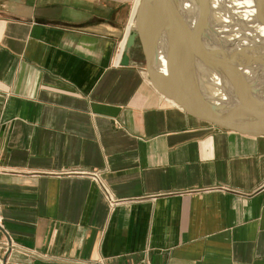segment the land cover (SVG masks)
<instances>
[{
  "label": "crops",
  "instance_id": "crops-1",
  "mask_svg": "<svg viewBox=\"0 0 264 264\" xmlns=\"http://www.w3.org/2000/svg\"><path fill=\"white\" fill-rule=\"evenodd\" d=\"M132 15L0 0V264H264V136L163 96L138 45L121 65Z\"/></svg>",
  "mask_w": 264,
  "mask_h": 264
},
{
  "label": "water",
  "instance_id": "water-1",
  "mask_svg": "<svg viewBox=\"0 0 264 264\" xmlns=\"http://www.w3.org/2000/svg\"><path fill=\"white\" fill-rule=\"evenodd\" d=\"M172 7H176L174 14ZM185 18L189 20L181 0H140L119 63L129 64L128 50L138 41L147 75L163 96L219 128L264 136V81L251 79L244 71L257 73L258 66L264 64V48L259 45L247 53H225L209 44L200 17L195 19L193 32L177 41L170 32L187 31ZM216 75L223 81L228 98L224 102L204 97L195 81L197 76Z\"/></svg>",
  "mask_w": 264,
  "mask_h": 264
},
{
  "label": "bare ground",
  "instance_id": "bare-ground-1",
  "mask_svg": "<svg viewBox=\"0 0 264 264\" xmlns=\"http://www.w3.org/2000/svg\"><path fill=\"white\" fill-rule=\"evenodd\" d=\"M139 2L134 1L132 24L129 23L127 34L134 25V15ZM181 5L187 11L189 20L185 18L184 26L187 31L176 32L180 30L174 29L170 32L175 40L182 41L188 31L193 32L197 26L195 19L200 17L201 23L207 27L205 32L206 37L209 36V44L219 47L225 53H247L259 49V45L264 48V0H181ZM175 9L176 7L172 9L173 14ZM127 34L123 40V48ZM244 71L248 72L247 75L251 76V79L257 81L262 78L264 81V64L258 66L257 73L256 70ZM218 77L207 76L204 79L197 76L195 81L204 97L215 102H224L228 98L222 89L223 81Z\"/></svg>",
  "mask_w": 264,
  "mask_h": 264
},
{
  "label": "built area",
  "instance_id": "built-area-1",
  "mask_svg": "<svg viewBox=\"0 0 264 264\" xmlns=\"http://www.w3.org/2000/svg\"><path fill=\"white\" fill-rule=\"evenodd\" d=\"M125 39V36L123 38V40ZM122 40V41H123ZM119 55H121V52L119 51ZM92 176V178L98 183H100V186H101V189L102 191L106 194L107 198H108V201L110 203V205H113L115 203V200L113 198H111L109 196V192H108V189H106V187L104 186V184H102L100 181H99V174L96 173V172H93L90 174ZM2 220L0 218V229H2ZM14 249V245L11 241V239L8 237H6L3 241H0V250H2L3 252H8L10 250ZM100 264H103V263H100Z\"/></svg>",
  "mask_w": 264,
  "mask_h": 264
},
{
  "label": "rangeland",
  "instance_id": "rangeland-1",
  "mask_svg": "<svg viewBox=\"0 0 264 264\" xmlns=\"http://www.w3.org/2000/svg\"><path fill=\"white\" fill-rule=\"evenodd\" d=\"M126 1V0H125ZM128 1V4H129V6H131L132 7V5H134V1L135 0H127ZM140 1V0H139ZM129 27V26H128ZM136 45H138L139 47L137 48V49H139L140 48V45H139V43H138V41H136V43H135V46ZM137 55H138V57H139V59L143 62L144 61V59H143V55H142V52H141V48H140V50H137Z\"/></svg>",
  "mask_w": 264,
  "mask_h": 264
}]
</instances>
